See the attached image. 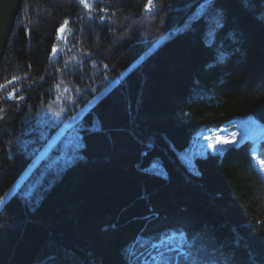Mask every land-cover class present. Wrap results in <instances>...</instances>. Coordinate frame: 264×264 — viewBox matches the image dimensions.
<instances>
[{
  "label": "trees",
  "instance_id": "trees-1",
  "mask_svg": "<svg viewBox=\"0 0 264 264\" xmlns=\"http://www.w3.org/2000/svg\"><path fill=\"white\" fill-rule=\"evenodd\" d=\"M196 1L24 0L0 67V198L22 179L0 264H264V136L178 156L204 126L264 121V0Z\"/></svg>",
  "mask_w": 264,
  "mask_h": 264
},
{
  "label": "rangeland",
  "instance_id": "rangeland-1",
  "mask_svg": "<svg viewBox=\"0 0 264 264\" xmlns=\"http://www.w3.org/2000/svg\"><path fill=\"white\" fill-rule=\"evenodd\" d=\"M186 25L176 27L172 32H177L180 28H184ZM170 32L164 34L156 42L152 44L147 50V54L154 50L163 40L169 37ZM211 37H208V42H211ZM93 102L88 104L86 107L81 109L76 116L73 117L72 121L76 117H80L81 114L86 111ZM72 123V122H71ZM70 123V124H71ZM66 127L61 128L56 135L50 140L47 146L38 154L34 162L26 170L25 176L31 172V170L37 165L39 160L47 154L49 148L56 143L60 138L61 134ZM264 136V121L253 116L245 115L238 116L231 120L229 123L220 125H209L204 126L192 137L191 143L178 151V156L193 169L195 167V157L199 155H207L208 153L223 152L226 148L232 145H236L241 142L244 138L250 139L253 143V148H257L258 140ZM257 152V150H256ZM264 160L259 154L256 157V164L260 171L264 174V168H262L260 161ZM22 179L17 181L1 198H0V209L3 207L5 202L11 197V195L18 190V187Z\"/></svg>",
  "mask_w": 264,
  "mask_h": 264
},
{
  "label": "water",
  "instance_id": "water-1",
  "mask_svg": "<svg viewBox=\"0 0 264 264\" xmlns=\"http://www.w3.org/2000/svg\"><path fill=\"white\" fill-rule=\"evenodd\" d=\"M24 0H0V67L6 55L9 41L14 33ZM66 25L59 29L58 36L63 38ZM59 51L56 48L53 54Z\"/></svg>",
  "mask_w": 264,
  "mask_h": 264
},
{
  "label": "bare ground",
  "instance_id": "bare-ground-1",
  "mask_svg": "<svg viewBox=\"0 0 264 264\" xmlns=\"http://www.w3.org/2000/svg\"><path fill=\"white\" fill-rule=\"evenodd\" d=\"M196 2H200V0H197ZM208 14L210 15V20L211 21H217L218 20L217 16L215 14H213L212 12H209Z\"/></svg>",
  "mask_w": 264,
  "mask_h": 264
},
{
  "label": "snow or ice",
  "instance_id": "snow-or-ice-1",
  "mask_svg": "<svg viewBox=\"0 0 264 264\" xmlns=\"http://www.w3.org/2000/svg\"><path fill=\"white\" fill-rule=\"evenodd\" d=\"M82 2L85 3V6H86V7L88 6L87 3H86V0H82ZM149 4H151V0H149ZM0 87H3V86L0 85ZM9 95H11V94H9ZM260 164H261L262 168H264V160H261V161H260Z\"/></svg>",
  "mask_w": 264,
  "mask_h": 264
}]
</instances>
